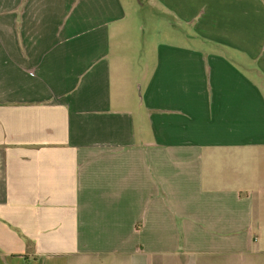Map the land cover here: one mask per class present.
I'll return each instance as SVG.
<instances>
[{
	"label": "crops",
	"instance_id": "crops-1",
	"mask_svg": "<svg viewBox=\"0 0 264 264\" xmlns=\"http://www.w3.org/2000/svg\"><path fill=\"white\" fill-rule=\"evenodd\" d=\"M143 1L0 0V264H264V0Z\"/></svg>",
	"mask_w": 264,
	"mask_h": 264
},
{
	"label": "rangeland",
	"instance_id": "rangeland-1",
	"mask_svg": "<svg viewBox=\"0 0 264 264\" xmlns=\"http://www.w3.org/2000/svg\"><path fill=\"white\" fill-rule=\"evenodd\" d=\"M126 1H127V7H128V2H129V5L132 2L133 7L134 6L137 7V9H138V12L136 14L137 21H138L140 27H142V26L144 27V29H145L144 35L147 36V38L153 39V41H156V40L162 41L163 40L162 38H167L169 36L168 33L158 34L156 31H153L154 27L152 26V22L149 20V18L151 17V16H149L150 10H148V7L146 6L145 1L141 0L140 5H139V3L136 5L137 0H126ZM159 21H161V20H154V22H159ZM158 30H162V29L159 27ZM144 35L142 33L141 37ZM140 46L141 45L138 44V48Z\"/></svg>",
	"mask_w": 264,
	"mask_h": 264
}]
</instances>
